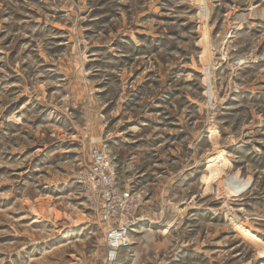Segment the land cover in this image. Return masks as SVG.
Listing matches in <instances>:
<instances>
[{
    "label": "rangeland",
    "instance_id": "1",
    "mask_svg": "<svg viewBox=\"0 0 264 264\" xmlns=\"http://www.w3.org/2000/svg\"><path fill=\"white\" fill-rule=\"evenodd\" d=\"M0 264H264V0H0Z\"/></svg>",
    "mask_w": 264,
    "mask_h": 264
},
{
    "label": "built area",
    "instance_id": "2",
    "mask_svg": "<svg viewBox=\"0 0 264 264\" xmlns=\"http://www.w3.org/2000/svg\"><path fill=\"white\" fill-rule=\"evenodd\" d=\"M81 182L86 184L89 190H92L94 195L100 197V205L102 214L104 211L112 210L115 207H120V201L127 205L130 204L129 208L135 207L136 198L141 202L140 196L135 197L131 190H127L122 194H117L114 189L115 181V168L112 164V159L106 151L95 149L92 152V163L91 165L80 174ZM98 202V201H97ZM117 213V211H114ZM101 214V216H102ZM105 221L109 226L107 233L108 241V259L114 261L118 255V250L127 246L128 232L131 230L129 227H133L137 224L136 217L127 219L121 224H115L111 218L106 216Z\"/></svg>",
    "mask_w": 264,
    "mask_h": 264
}]
</instances>
